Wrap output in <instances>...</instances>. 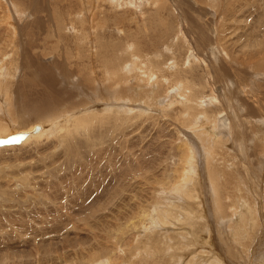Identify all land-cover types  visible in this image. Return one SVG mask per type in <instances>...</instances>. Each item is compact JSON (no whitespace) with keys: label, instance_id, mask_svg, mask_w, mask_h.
<instances>
[{"label":"rangeland","instance_id":"rangeland-1","mask_svg":"<svg viewBox=\"0 0 264 264\" xmlns=\"http://www.w3.org/2000/svg\"><path fill=\"white\" fill-rule=\"evenodd\" d=\"M256 41L264 43V0H0V51L9 54L2 60L0 124L7 135L109 108L120 122L103 139H92L93 153L82 148V160L69 159L62 143L47 137L37 151L2 147L0 264H155L157 245L139 231L159 220V208L145 206L155 180L175 165L173 154L183 152L192 193L165 199L179 216L188 220L195 210L205 220L194 238L186 219L160 225V233L185 231L170 237L188 243L177 245L171 264H264V47ZM126 90L130 96H123ZM129 110L137 111L124 114ZM127 154L150 168L148 178L133 180L129 202L96 218L103 197H89L90 190ZM213 169L222 180L216 185ZM214 186L222 187L219 193ZM146 214L147 225L141 224ZM106 218L123 232L115 233L114 224L112 233L101 231L106 220L98 219ZM240 226L239 245L234 230ZM163 259L156 263L167 264Z\"/></svg>","mask_w":264,"mask_h":264},{"label":"bare ground","instance_id":"bare-ground-1","mask_svg":"<svg viewBox=\"0 0 264 264\" xmlns=\"http://www.w3.org/2000/svg\"><path fill=\"white\" fill-rule=\"evenodd\" d=\"M261 1V0H260ZM77 13V12H76ZM74 14V13H73ZM79 14V13H78ZM12 39V37H11ZM10 40V38H9ZM9 44H11V42H8ZM255 43H257L258 46L261 45V47L263 46L264 47V43L261 42V41H256ZM8 48V46H7ZM6 49V48H5ZM261 51V50H260ZM259 52V51H257ZM3 55H2V54ZM263 53V52H262ZM0 54L2 55V58H0V76H2V71L1 69L4 68V66H2V60L6 59V57L9 55L5 50H1L0 51ZM0 55V56H1ZM111 58V57H110ZM262 58V57H261ZM107 60V59H106ZM102 61H105V60H102ZM148 61V59H147ZM114 62H116L114 60ZM152 62V61H151ZM105 63V62H104ZM108 63V62H107ZM111 64V63H110ZM261 64V63H260ZM264 64V63H263ZM112 65V64H111ZM113 69V68H112ZM119 69V68H118ZM122 70V69H121ZM259 71V70H258ZM12 72V71H11ZM111 73V72H110ZM119 73V71H118ZM11 74V73H10ZM114 74V73H112ZM121 74H124L120 72V75ZM122 76V75H121ZM125 76V75H124ZM127 76V75H126ZM129 76V75H128ZM110 77V76H109ZM116 77V76H115ZM167 77V76H166ZM112 78V77H110ZM114 78V77H113ZM121 78V77H119ZM123 78V76H122ZM3 79V78H2ZM118 79V78H117ZM167 79V78H166ZM70 80V79H69ZM111 80V79H110ZM116 80V78H115ZM126 80V79H124ZM7 81V80H6ZM121 81V80H119ZM172 81V80H171ZM32 82V81H31ZM114 82V81H113ZM117 82V81H116ZM128 82V81H127ZM122 83V82H121ZM124 83V82H123ZM173 83V82H172ZM120 84V83H119ZM129 84V83H128ZM175 84H178V83H175ZM78 85V84H76ZM111 86V84H108ZM12 86V85H11ZM10 86V87H11ZM28 86V85H27ZM114 86V85H113ZM131 86V85H130ZM5 87V85L3 86H0V89ZM8 87V86H7ZM10 87L8 88L9 90H7V94H8V97H10L9 94L11 89ZM36 87V86H35ZM115 87V86H114ZM129 87V86H128ZM32 88V86L30 87ZM78 88V87H77ZM113 89V88H112ZM115 89V88H114ZM119 89V87H118ZM3 90V89H2ZM121 90V89H120ZM170 90V89H169ZM114 91V90H113ZM117 91V90H116ZM137 91V90H136ZM5 92V91H4ZM115 92V91H114ZM130 92V91H129ZM126 91L123 92V96H126L129 94L130 96V93ZM135 92V90L133 91ZM138 92V91H137ZM48 93V92H47ZM120 94V93H119ZM133 94V93H132ZM172 94V93H171ZM50 95V94H49ZM109 95V94H108ZM121 95V94H120ZM138 95H141V94H138ZM112 96V95H111ZM122 97V96H121ZM11 98V97H10ZM123 98V97H122ZM150 98V97H149ZM203 98V97H202ZM206 98V96L204 97ZM129 99V97H128ZM187 99V98H186ZM210 99V98H209ZM9 101V98L7 99ZM5 100V101H7ZM122 100V99H121ZM132 100V99H131ZM189 100V99H188ZM140 101V100H139ZM1 102V100H0ZM48 103V100L46 101ZM117 102V101H116ZM159 102V101H158ZM118 103V102H117ZM9 104V103H8ZM35 104V103H34ZM42 104V103H41ZM48 104H51V103H48ZM2 105V104H1ZM1 105H0V109L1 108ZM191 105V104H190ZM188 105V106H190ZM229 105V104H228ZM255 105V104H254ZM45 106V105H44ZM134 106V104H133ZM230 106V105H229ZM228 106V107H229ZM118 107V106H117ZM127 107V106H126ZM137 107V106H136ZM146 107V106H145ZM187 107V105H186ZM34 108V106H33ZM108 108V107H107ZM125 108V106L123 107ZM128 108V107H127ZM185 108V107H184ZM13 109V108H12ZM131 109V108H130ZM107 110V111H106ZM104 113H98V112H90L89 115H85V114H80V115H74L73 117L70 118V121H69V124L64 123V124H61L60 128L58 129H55L56 127H59L58 124L55 125L53 124L54 122L57 121V119H59L60 115H57L56 118L54 119H50L48 117H46L47 119L49 118L51 120V122L53 121V125L50 127L46 124V126L41 123H37V124H34L33 126H30V127H27V128H24V130H21V131H15V132H11V130L9 131L8 127V131L11 132L10 134H22V137L20 138L21 142L19 143H9V144H6V145H0V150L5 148V146L8 148V147H15V146H18L17 148H20L19 146H25V145H28V147L31 149V150H34V151H37L39 150L45 143L49 142L50 140H47V141H44L43 139H41L42 137H47L48 139H51L52 142L55 141V143H62V146H63V150L65 151V153H67L66 155L68 156H72L74 157V160L75 159H81L82 160V148H85V151L86 149L87 150H90V148L94 145L92 143V139L94 138H99V139H103L107 134L108 132H113L115 131V128L120 124V122L115 118V119H112L110 118V114H112L114 111H116L115 109L111 110L110 108L109 109H106ZM120 110V109H119ZM135 110V109H134ZM193 108H191L190 106V109H188V113L191 114V113H196V112H193L192 111ZM97 111V110H96ZM122 111V110H121ZM137 111V110H136ZM136 111H133V110H129L128 113H124V114H127V115H130L131 113H135ZM140 111V110H138ZM177 111V110H176ZM182 111H184L182 109ZM186 111V110H185ZM41 112V111H40ZM120 112V111H118ZM142 112V111H141ZM150 112V111H149ZM181 112V111H180ZM231 112V111H230ZM183 114V112H181ZM186 113V112H185ZM118 114V113H116ZM140 114V113H139ZM151 114V113H150ZM188 114V115H189ZM103 115V116H102ZM171 115V114H170ZM208 115V114H207ZM69 117V116H68ZM151 118L153 117L150 116ZM198 117H201L199 116L198 114ZM212 117V116H211ZM219 117V116H218ZM217 117V118H218ZM224 117V116H223ZM188 118V116H187ZM208 118V117H207ZM215 118V117H213ZM222 118V117H220ZM226 117H224L225 119ZM69 119V118H67ZM184 119V118H183ZM190 119V118H189ZM49 120V121H50ZM61 120H62V117H61ZM217 120V119H216ZM193 121V120H192ZM48 122V121H47ZM59 122V121H58ZM154 122V121H153ZM194 123V121H193ZM158 124V123H157ZM186 124V123H185ZM200 124V122H197V126ZM222 124V123H221ZM187 125V124H186ZM189 125V124H188ZM194 125V124H193ZM252 125V124H251ZM192 126V125H190ZM208 126V124H207ZM6 127V126H5ZM193 127V126H192ZM3 128V129H2ZM161 129V128H159ZM229 129V128H228ZM235 129V128H234ZM233 129V130H234ZM119 131V130H118ZM171 131V130H170ZM212 131V130H210ZM6 132V133H5ZM94 132H97L96 134ZM222 132V131H221ZM154 133V132H153ZM208 134V133H207ZM214 134V133H213ZM218 134V133H217ZM7 135V131L5 130L4 126H2V124H0V137H6ZM81 135H84L83 137ZM221 136V135H220ZM209 139V138H208ZM213 139V137H212ZM215 139V140H214ZM213 140L216 141V142H220L219 141V136H217L216 138H214ZM246 139H248L246 137ZM164 140V139H163ZM211 140V141H213ZM205 141V140H204ZM207 141V140H206ZM205 141V142H206ZM161 142V141H160ZM164 142V141H163ZM169 142V141H168ZM168 142H165L168 144ZM214 142V143H216ZM14 144V145H13ZM200 144V142H199ZM220 144V143H219ZM170 145V143H169ZM3 147V148H2ZM173 146L170 147L169 149V152L171 151V148ZM175 147V146H174ZM16 148V147H15ZM222 148V147H221ZM220 148V149H221ZM181 149V148H180ZM177 150V149H176ZM190 150V149H189ZM91 151V150H90ZM175 151V150H173ZM216 151V150H215ZM92 152V151H91ZM168 152V154H169ZM93 153V152H92ZM209 153V152H208ZM207 153V154H208ZM223 153V152H222ZM89 154V153H88ZM147 154V153H146ZM213 154V153H212ZM193 155V154H192ZM209 155V158H210V154ZM135 156V155H134ZM134 156L132 157V163H138V165H134L131 163L130 161V156L129 154H127L124 158V163H118V165H116L114 168H115V171L114 173L112 174V176L110 177H106L105 181H101L100 184H97L98 186H92L91 190H90V193H89V197H92L94 196L95 194H100L102 197H103V200H100L102 202H104V205L101 206V210L100 212L97 214L99 215L98 217L96 218H99L101 217L100 214H103V209H110L108 210V212H113L115 211L119 205L121 206L122 204H125L126 202H129V201H126L128 198H129V194H131V192L129 193L130 189L132 188L133 184H131V182L133 180H135L137 177L140 176V178H148L147 177V173L150 172V168H146L141 165H139L140 163L137 162L139 160L137 159H134ZM156 156V155H155ZM173 156L176 158L175 159V165L173 164V167H171L172 164L170 165H167L166 168H165V178H160V179H157V177L155 179V182L153 183L154 186V190L152 191V195L153 196H148L150 197L151 199L149 200L150 202L148 203V205L146 204H142L143 206L146 205L145 207H150L152 205H155V208H159L154 210L156 211L155 215L156 217H158L159 220L155 219L153 220L152 223H148V227L142 231H139L140 234H143L145 236V241H147L148 243L151 242V244H154V245H157L156 246V250L157 251H154V252H157L155 253L154 255H150L151 258L154 260V258H157V259H160L162 260L163 258L167 259V264H171L172 261H174L176 255L174 254V251H178V250H175L178 246L181 248H186L185 246H187V242L186 240L184 241L185 243H182V242H173L172 239H170L171 235L173 234V237H176L177 235H183L185 231H173L172 232V229L170 232H168L167 229H164L166 230V232H163V233H160L158 231V228H160L161 224H167L170 220L171 223L174 224L173 220H178V219H181L183 218L181 215L179 216L177 214V209H175V205L173 203H170L169 200L165 199L166 195H177V194H191V187H189V178L191 177V174L189 173V168L187 166V162L184 163L185 161L184 160V152L179 154V153H175L173 154ZM194 156V155H193ZM192 156V157H193ZM164 157V156H162ZM172 157V158H174ZM215 158V156H213ZM213 157H211L213 159ZM145 158V157H143ZM167 158V157H166ZM70 159V158H69ZM156 159V158H155ZM164 159V158H163ZM162 159V160H163ZM192 159V158H191ZM220 159V157H219ZM242 159V158H241ZM244 159V158H243ZM242 159V160H243ZM68 160V159H67ZM170 160V158H169ZM187 160V159H185ZM211 160V159H210ZM209 160V161H210ZM218 160V159H216ZM224 160V159H222ZM229 160V159H228ZM145 161V160H143ZM157 161V160H156ZM221 161V160H220ZM131 163L132 166H130L128 163ZM193 162V161H192ZM191 162V163H192ZM222 162V161H221ZM228 162V161H226ZM158 163V162H157ZM184 163V164H183ZM225 163V161H224ZM144 164V163H143ZM212 164V163H211ZM213 164H214V161H213ZM219 164V163H218ZM228 164V163H227ZM235 164V163H233ZM152 165V164H151ZM177 165H183V167H179ZM193 165V164H192ZM207 165V164H206ZM221 165V163L219 164ZM229 165V164H228ZM122 166H126L125 168H122ZM170 166V167H168ZM212 166V165H211ZM213 167V166H212ZM223 167V166H222ZM220 168L217 167V169ZM152 169V168H151ZM216 169V168H215ZM215 169L212 170V172L210 173V178L213 180L212 184L213 185H216L218 184V180L222 182V180H220L221 178L219 177V172L218 171H215ZM219 170V169H218ZM223 171V170H221ZM153 172V171H151ZM209 172V171H208ZM217 172V173H216ZM192 173V172H191ZM221 173V172H220ZM232 173V172H231ZM194 176V174H192ZM221 175V174H220ZM77 176V175H76ZM156 176V175H155ZM79 177V176H78ZM152 180H154L153 176L151 175L150 176ZM220 179H219V178ZM218 178V179H217ZM88 179V178H87ZM139 179V178H138ZM193 179V178H192ZM209 179V178H208ZM228 180V179H227ZM91 182V181H90ZM135 182V181H134ZM158 184V186L156 187V183ZM210 182V181H209ZM240 182V181H239ZM140 183V182H139ZM235 183V182H234ZM237 185V184H236ZM139 186V185H138ZM137 186V187H138ZM145 187V186H144ZM134 188V186H133ZM139 188V187H138ZM213 188H215V192L219 193L220 189L222 188L221 186H214ZM2 189V188H1ZM0 189V194L2 192V190ZM155 189H158L157 191H155ZM234 190V189H233ZM132 191V190H131ZM142 191V190H141ZM236 191V190H235ZM135 192V191H134ZM197 192V191H196ZM129 193V194H128ZM161 193V195H159ZM214 193V192H213ZM66 194V193H65ZM136 194V193H135ZM134 194V195H135ZM60 195V194H59ZM147 195V194H146ZM231 195V194H229ZM136 196V195H135ZM190 196V195H189ZM232 196V195H231ZM236 196V195H235ZM98 197V196H97ZM133 197V196H132ZM176 197V196H175ZM192 197V196H191ZM219 197V196H218ZM58 198V197H57ZM134 198V197H133ZM174 198V196H173ZM172 198V199H173ZM221 197L219 198H215L217 200V203H219V205L217 206V209H221L222 208V211L224 210L223 209V206L224 204H226L225 202H223L222 198L220 199ZM171 199V197H170ZM171 199V200H172ZM176 200V199H174ZM238 200V199H237ZM229 201V200H228ZM139 202V201H138ZM137 202V203H138ZM148 202V201H147ZM215 202V201H214ZM242 202V201H241ZM140 203V202H139ZM161 203V204H160ZM224 203V204H223ZM247 203V201H246ZM79 204V203H78ZM131 204V203H130ZM141 204V203H140ZM140 204H138V207L140 206ZM160 206H156V205H159ZM221 204V205H220ZM234 204V203H233ZM173 205V206H171ZM248 205V204H247ZM237 206V205H236ZM249 206V205H248ZM247 206V207H248ZM137 207V205H136ZM136 207H134L136 209ZM137 207V208H138ZM142 208V206H140ZM144 207V208H145ZM181 207V206H180ZM246 207V205H245ZM133 208V207H132ZM133 208V209H134ZM250 208V207H249ZM80 210V209H79ZM82 210V209H81ZM147 210V208H146ZM149 210V209H148ZM151 210V209H150ZM191 211H194L195 214L193 216H191L190 214L187 215V218H183L182 220H187L189 222V224L191 225L192 227V230L189 232L191 234V236L196 237L194 235H197L199 234L198 231H201V226H200V223L205 220L203 216H201V213L199 214V212L195 211V210H191ZM243 211V210H242ZM120 212V211H118ZM123 212V211H122ZM148 212V211H147ZM187 212H190V211H187ZM245 212V211H244ZM248 212V211H247ZM249 212H251L252 214V211L249 210ZM4 213V212H3ZM142 213V212H141ZM141 213H140V217H141ZM151 213V212H150ZM150 213H147V214H150ZM186 213V212H185ZM191 213V212H190ZM146 215H143L142 219H140V223L143 224V222H145L146 224ZM187 214V213H186ZM89 216V214L87 215V217ZM103 216L105 217L106 215L103 214ZM109 216V215H107ZM111 216V214H110ZM152 216V214H151ZM185 217V215H183ZM125 217V216H124ZM225 217V216H224ZM250 217V216H249ZM241 218V217H240ZM227 218H223V221H226ZM243 219H246V218H243ZM101 220H106L102 223V228H100L101 231L103 232H107L110 234V232L112 233L113 231H115V233H118V232H123V229L121 228V226L118 224V223H115V221H112L110 218H106V219H98V222L101 221ZM152 220V219H151ZM231 220V219H230ZM241 220V219H240ZM122 221V220H121ZM139 221V220H138ZM181 221V220H180ZM229 222V220H227ZM232 221V220H231ZM231 221L229 223H231ZM248 221V220H247ZM245 221V222H247ZM125 222V221H124ZM169 222V223H170ZM177 222V221H176ZM187 222V223H188ZM206 222V221H205ZM122 223V222H121ZM180 223V222H179ZM184 223V222H183ZM186 223V224H187ZM204 223V222H203ZM233 223V222H232ZM89 221H88V225H89ZM114 224V230L112 231V228L110 226H112ZM127 225V223H125ZM178 224V223H177ZM188 224V226H189ZM206 224V223H205ZM204 224V225H205ZM125 225V226H126ZM147 225V224H146ZM172 225V224H171ZM175 225V224H174ZM182 225V223H181ZM230 225V224H229ZM132 226V225H131ZM139 226V225H138ZM177 226V225H176ZM156 227V228H155ZM170 228L172 226H169ZM181 227V226H180ZM234 227H236L234 225ZM240 226V229L239 230H234V233L236 234V243L239 244L240 243V238L242 236V233L243 231L242 227ZM182 228V227H181ZM231 228H232V224H231ZM239 228V226H238ZM2 229V228H1ZM4 229V228H3ZM236 229V228H235ZM251 229V228H250ZM13 230V229H12ZM141 230V229H140ZM176 230V229H175ZM134 231V230H133ZM163 231V230H162ZM138 232V231H137ZM136 232V233H137ZM251 232V230H250ZM6 233V232H5ZM10 233V232H9ZM132 233V232H131ZM133 234V235H136ZM137 233V234H139ZM160 233V234H159ZM257 233V232H256ZM118 235V234H117ZM124 235V234H123ZM245 235V234H244ZM6 236V235H5ZM20 236V235H19ZM127 236V235H126ZM200 236V235H199ZM234 236V234H233ZM1 237V236H0ZM119 237V235H118ZM139 237V236H137ZM141 237V236H140ZM126 238V237H125ZM132 238V237H131ZM136 238V237H135ZM182 238H184V236H182ZM22 239H24L22 237ZM133 239H134V236H133ZM133 239L131 241H133ZM139 239V238H138ZM175 239V238H174ZM25 240V239H24ZM119 240H120V237H119ZM129 240V239H128ZM143 240V239H142ZM211 240V239H210ZM139 242V240H137ZM141 241V240H140ZM228 241V240H227ZM190 242V241H189ZM193 242V241H192ZM126 243V242H125ZM144 243V241H143ZM142 243V244H143ZM196 243H194L195 245ZM241 244H243L241 242ZM109 245V244H108ZM144 245V244H143ZM178 245V246H177ZM191 245V244H190ZM240 245V244H239ZM238 245V246H239ZM245 245V244H244ZM110 246V245H109ZM152 246V245H151ZM237 246V247H238ZM154 248V246H153ZM148 250V248H145ZM178 249V248H177ZM210 249V248H209ZM147 250H146V254L147 253ZM192 250V249H191ZM204 250V249H203ZM108 252V251H107ZM145 252V251H144ZM179 252V251H178ZM211 252V251H210ZM143 253V252H142ZM153 253V252H152ZM139 254V253H138ZM178 254V253H177ZM130 254H128L129 256ZM185 256V255H184ZM191 256V255H190ZM215 256V255H214ZM237 256V255H236ZM133 258H135V256L133 255L132 256ZM92 261H94V256H92ZM136 259V258H135ZM151 259V260H152ZM155 259V261L157 262L158 260ZM172 259V261H171ZM179 259V258H178ZM215 257L211 260H214ZM106 260V259H105ZM122 260V259H121ZM147 260V259H146ZM150 260V259H149ZM150 260V261H151ZM164 260V259H163ZM192 260V259H191ZM191 260H189L188 264L191 262ZM178 261V260H177ZM223 261V260H222ZM250 261V260H249ZM130 264H137L135 261H132V260H129L128 261ZM152 262V261H151ZM154 262L155 264H159ZM161 262V261H160ZM165 263V261H163ZM127 263V262H126ZM153 263V262H152ZM164 263H161V264H164ZM89 264H92V263H89ZM144 264V263H143ZM145 264H149V262L145 263ZM166 264V263H165ZM233 264V263H232Z\"/></svg>","mask_w":264,"mask_h":264},{"label":"water","instance_id":"water-1","mask_svg":"<svg viewBox=\"0 0 264 264\" xmlns=\"http://www.w3.org/2000/svg\"><path fill=\"white\" fill-rule=\"evenodd\" d=\"M22 134H8L6 137H0V145H6L9 143H19Z\"/></svg>","mask_w":264,"mask_h":264}]
</instances>
